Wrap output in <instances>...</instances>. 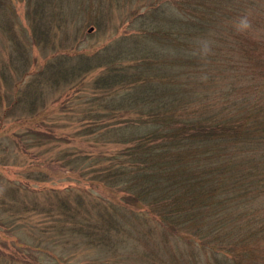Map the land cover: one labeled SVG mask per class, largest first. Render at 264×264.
I'll use <instances>...</instances> for the list:
<instances>
[{
    "label": "trees",
    "instance_id": "1",
    "mask_svg": "<svg viewBox=\"0 0 264 264\" xmlns=\"http://www.w3.org/2000/svg\"><path fill=\"white\" fill-rule=\"evenodd\" d=\"M136 1L143 12L115 25L111 7ZM237 1L0 0V124L14 115L33 145L94 146L57 152L106 196L66 192L39 227L95 253L78 264H264V19ZM89 23L123 25L92 46ZM48 101L67 121L43 131ZM37 242L51 259L32 264H73ZM0 264L30 263L0 253Z\"/></svg>",
    "mask_w": 264,
    "mask_h": 264
},
{
    "label": "rangeland",
    "instance_id": "2",
    "mask_svg": "<svg viewBox=\"0 0 264 264\" xmlns=\"http://www.w3.org/2000/svg\"><path fill=\"white\" fill-rule=\"evenodd\" d=\"M241 1L238 0L237 2L240 3ZM126 3H119L111 7L110 13L113 15L115 25L119 24L118 13L143 12L141 1H136L134 4ZM242 3L241 11L238 10L237 13L253 15L262 13L263 16L260 19H264V0H245ZM15 9L25 25L23 3L15 1ZM113 25V23H106L104 25L105 31H99L93 23L86 24L83 31L90 34V37L87 38V44L90 43L92 46L102 44L109 41L111 36L122 31L123 24L117 30L116 26L113 27ZM260 26L261 30H264V21H261ZM1 36L0 34V59H4L7 42ZM32 51L33 54H36L38 62L42 61L43 57L37 49L34 48ZM5 89L1 86L2 92ZM72 96V91L71 93L62 92L59 96L60 99H58L59 104L63 98L70 97L71 100ZM6 105L7 101L3 100L0 103V110ZM46 106L53 111L43 117V120H41L42 117L34 120L40 130L47 131L51 120H57V124L67 121L65 114L56 105V101H48ZM20 121L14 115L8 114L0 124V253L16 261L18 259L24 260L30 264L41 258L50 261L51 258L44 251L30 248L31 245L38 244L37 241L42 239V245L46 251L55 253V256L62 262L89 263L88 258L95 253L88 255L81 247L67 246L58 242L57 238L60 235H52L50 230H43L39 227L51 224L52 213L48 212L46 208H50L51 204L57 205V197L62 196V194L65 195L66 192L71 196L82 194L89 201L90 198L95 200L106 196V191L102 187L78 179V176L64 168L61 162V149L64 150L67 145L76 149H94V146L79 137H69V141L66 138L49 141L48 138L41 137V143L33 145V140L23 135L20 136L19 131L25 127ZM63 129L68 132L70 127L64 126ZM58 150L60 153L57 152ZM50 155L54 156L50 157ZM52 158L55 160L50 162L49 160ZM16 187L20 189L18 198L16 196L18 193L16 195H13V192L10 193ZM55 192L58 194L56 195ZM87 250L90 253L95 251L91 248H87Z\"/></svg>",
    "mask_w": 264,
    "mask_h": 264
}]
</instances>
